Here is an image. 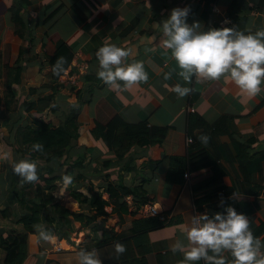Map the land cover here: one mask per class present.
<instances>
[{
    "label": "crops",
    "instance_id": "0c3cea01",
    "mask_svg": "<svg viewBox=\"0 0 264 264\" xmlns=\"http://www.w3.org/2000/svg\"><path fill=\"white\" fill-rule=\"evenodd\" d=\"M22 1L24 37L16 34L12 21L14 0H0V207L7 210V215L0 211V235L11 236L21 230L23 189L34 183L23 181L12 171V162L24 158L21 151L14 149L18 127L26 124L30 116L50 121L55 126L64 125L69 109L78 102V93L82 92L80 137L69 147L65 162L56 158L37 162V172L49 167L54 169L52 175H64L73 160L84 156L86 178L81 180L80 186L91 179L98 180L101 186L117 180L126 166L128 169L122 171L126 183L141 184L144 195L151 200L147 203L155 204L161 213L144 215L131 199L130 209L135 213L120 216L112 212L113 205L106 206L108 216L100 217L90 227L71 232L70 238L48 233L45 239L40 234L41 228L45 230L44 225H36L30 231L28 255L23 264H75V253L81 248L96 249L103 264H120V254L114 249L115 239L90 247L87 244L101 240L104 229L117 236L130 229L135 220L148 218L151 221L146 224L149 227L144 229L145 233L127 232L137 256L144 258L146 264H166L165 255H170V264L176 263L178 256L170 246L176 239L187 245L183 229L188 218L199 212L212 213L208 207L195 203L191 187V181L205 174L207 169L184 171L189 144L202 134H209L212 125L223 117L232 116L241 139L245 142L254 139L252 151L264 150V84L259 93L249 96L227 75L215 80L194 75L185 81L171 49L163 43L165 37L159 23L173 7L188 6L189 23L198 20L205 28L233 26L255 33L264 29V0H240V11L235 14L230 9L231 0ZM208 3L211 9L205 17ZM58 40L65 41L74 53L68 68L75 70L78 61L89 65V73L80 89L66 88L53 78L51 68L45 64V52L52 51ZM105 43L126 48L129 51L124 58L126 62H142L147 80L125 89L124 81H118L121 87L116 88L99 78L95 53ZM22 48L27 51L20 55ZM17 66L22 68L21 81L13 83L11 95L5 86L7 69ZM176 84L187 86L191 91L180 96L172 90ZM49 95L50 105L44 111L27 110L28 103ZM8 100L11 107H8ZM117 117L131 125L166 128L165 136L160 143L135 146L124 160H117L113 151L90 135L94 125H107ZM77 175L75 171L73 177ZM67 188L68 185L60 181L55 191L56 200L72 210L88 211L87 205L70 199ZM261 196L264 197V192ZM103 198L109 199V194L104 193ZM257 215L264 218V205ZM160 222L163 223L160 225ZM151 225L154 227L150 228ZM177 252L182 261L183 253ZM260 253L264 254L263 245ZM3 258L4 252L0 260ZM195 264L205 262L201 259Z\"/></svg>",
    "mask_w": 264,
    "mask_h": 264
},
{
    "label": "trees",
    "instance_id": "16d2710c",
    "mask_svg": "<svg viewBox=\"0 0 264 264\" xmlns=\"http://www.w3.org/2000/svg\"><path fill=\"white\" fill-rule=\"evenodd\" d=\"M211 0H208L210 2ZM231 11L235 14L240 11V0H231ZM24 2L14 0L11 7L12 21L15 25V32L20 37H24L26 26L22 18ZM210 3L206 5L204 16L210 12ZM27 50L22 48L20 55ZM74 57L73 51L63 40H58L52 51L45 52V64L51 68L52 76L59 82L60 76L71 64ZM22 68L17 66L7 69L5 86L12 95L13 83L21 81ZM49 96H44L38 101L28 103L27 110L35 109L44 111L50 105ZM1 99V96H0ZM8 107L11 102L6 101ZM54 107V105H52ZM83 94L78 93V102L71 106L68 118L64 125L55 126L52 122L30 116L26 124L20 125L15 135L14 149L21 151L24 158L29 157L37 162L49 161L56 158L66 161L69 155V147L81 135V125L83 121ZM166 133V128L148 127L147 124L131 125L125 123L120 118H114L107 125L97 124L90 130L93 140L102 141L109 150L113 151L117 160H124L135 146H149L160 143ZM208 141L204 143L200 139L191 142L188 149V159L185 158L184 171L190 172L207 169L202 176H197L191 181L194 192L195 203L198 206H206L212 213L222 211V206L218 203L221 197L225 202L233 205L237 211L248 216L249 226L254 234L261 240L264 247V218L257 215V212L264 205V150L253 152L251 142L241 139L239 128L235 118L225 116L222 121H218L207 134ZM41 143L43 150L33 149L34 143ZM84 156H81L70 163L66 174L73 177V173L78 171V175L73 177L68 184L70 199L82 205H87L88 211H77L63 205L56 200L55 191L63 181L64 175H52L54 169L45 167L37 172L38 179L33 181L31 186L23 189L24 210L21 213L19 222L21 230H17L15 235H0V259L4 252V258L0 264H23L28 255V241L30 231L36 225H44L47 233H53L58 238H70L69 234L90 227L102 216L110 213L106 206L113 205L112 212H117L120 216L136 211L130 209V204L126 200L132 195L133 204L140 206L151 202L150 198L144 195L143 186L126 183L123 170L119 172L117 180L108 181L105 185H99V181L91 179L88 184H81L86 178ZM109 194V199L103 198V193ZM3 215H7V210L0 207ZM151 219L135 220L130 229L121 232L117 236L108 234L104 229L101 240H93L87 246H94L109 240L115 239L125 246V251L120 253V264H146L144 258L137 256L134 244L130 241L129 233L143 234L144 229L149 226ZM158 223V221L156 222ZM155 223V224H156ZM163 222H160L161 225ZM154 224V226H155ZM153 225H151L150 228ZM149 228V229H150ZM92 230L97 231L96 226ZM143 231V232H142ZM129 232V233H127ZM142 254V250L138 249ZM177 262L181 264L179 252ZM225 264L233 260L228 251L223 253ZM165 263H171V256L165 255ZM205 262V261H204Z\"/></svg>",
    "mask_w": 264,
    "mask_h": 264
},
{
    "label": "clouds",
    "instance_id": "9594fccd",
    "mask_svg": "<svg viewBox=\"0 0 264 264\" xmlns=\"http://www.w3.org/2000/svg\"><path fill=\"white\" fill-rule=\"evenodd\" d=\"M190 8L173 7L159 24L165 37L163 43L171 49V55L179 65L180 76L189 81L195 75L207 79L230 76L231 80L249 96L261 91L264 84V29L255 33L240 31L233 26L203 27L198 20L188 22ZM99 62L97 76L109 86L120 88L118 81H124L123 88L147 80V72L140 61L126 62L129 51L115 43L102 44L96 50ZM178 95H187L191 89L176 84L172 88ZM207 143L208 136L201 135ZM33 149L41 151L43 145L34 143ZM12 171L23 181L38 179L37 163L25 157L12 162ZM71 175H64L63 182H72ZM222 211L192 214L183 229L187 245L176 239L170 246L173 253L181 251V264H195L203 259L205 264H225L223 253L233 257L231 264H264V254L259 237L254 236L248 216L225 202H218ZM40 234L47 239L48 233L41 228ZM117 254L125 251L121 242L114 243ZM75 264H103L96 249L81 248L75 253Z\"/></svg>",
    "mask_w": 264,
    "mask_h": 264
},
{
    "label": "built area",
    "instance_id": "2783aa9c",
    "mask_svg": "<svg viewBox=\"0 0 264 264\" xmlns=\"http://www.w3.org/2000/svg\"><path fill=\"white\" fill-rule=\"evenodd\" d=\"M76 69L73 70L72 67L67 68L65 72L60 76L59 81L62 85H64L66 88L71 89H80L83 86V82L87 74L89 73V65L84 61H78L75 63ZM186 176H189V173L186 174ZM264 192V189H263ZM106 194V192H104ZM103 193V194H104ZM132 196H128L126 200L128 202H131ZM140 211L144 215L149 214H160V210L155 206L153 203H146L142 205L140 208Z\"/></svg>",
    "mask_w": 264,
    "mask_h": 264
}]
</instances>
